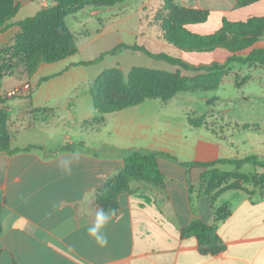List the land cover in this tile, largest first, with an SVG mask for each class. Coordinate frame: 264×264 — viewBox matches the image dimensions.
<instances>
[{
  "label": "crops",
  "instance_id": "obj_1",
  "mask_svg": "<svg viewBox=\"0 0 264 264\" xmlns=\"http://www.w3.org/2000/svg\"><path fill=\"white\" fill-rule=\"evenodd\" d=\"M49 2L13 0L18 9L12 20L27 17L17 16L21 8L35 10L30 16ZM260 2L264 0L238 6L237 0H172L208 12L205 21L186 25L200 34L211 20L220 27L223 19L264 15L249 13ZM123 3L86 6L72 16L87 38L84 46L95 37L120 40L132 29L141 36L140 19L126 15ZM18 31L13 25L1 32L0 47ZM79 50L78 43L76 54L41 63L28 80L27 95H3L27 81L0 79V120L9 148L20 149L0 150V264H264V183L242 180L228 187L236 178L204 183L206 166L183 164L243 159L229 149L233 143L207 125L191 126L188 118L194 117L185 110H167L170 99H147L105 114L100 124L91 122L98 118L90 91L94 77L88 75L89 66L76 65L87 60L77 58ZM71 143L82 146L57 151ZM29 145L36 147L22 150ZM133 149L168 153L158 157L161 184L132 179L112 200H97V190L117 174L124 153ZM63 160L71 161L70 171ZM224 164L214 168L225 170ZM220 208L228 213L217 220ZM100 210L109 217L102 229L104 245L87 234ZM195 220L213 226L214 237L201 242L191 229Z\"/></svg>",
  "mask_w": 264,
  "mask_h": 264
},
{
  "label": "trees",
  "instance_id": "obj_2",
  "mask_svg": "<svg viewBox=\"0 0 264 264\" xmlns=\"http://www.w3.org/2000/svg\"><path fill=\"white\" fill-rule=\"evenodd\" d=\"M121 1L123 0H50L47 6L40 8L33 15L13 21L12 19L18 9L17 6L13 5V0H0V33L13 25L19 27V31L13 40L0 47V79L5 72L16 70L15 74L18 77L28 81L41 63H53L76 54L78 52L77 39L65 21L66 16L75 15L88 5L112 6ZM255 1L257 0H237V5L245 6ZM163 12L161 29L164 39L168 43L185 52L207 53L217 49H225L228 53L225 62L213 61L210 64L194 65L166 52H152L142 44L120 42L100 53L97 57L80 61L76 65L89 66L99 62L106 55H114L123 50L138 51L156 60L194 72L220 73L229 63L264 65V47L254 46L264 34V15L251 16L246 20L239 21L223 19L221 26L216 31L200 34L190 31L186 25L205 21L208 15L207 11L184 8L174 5L172 0H163ZM246 50L247 52L244 53ZM14 54L19 55V58L10 60ZM5 57L6 62L2 63V59ZM20 61H23V64H20ZM141 71L144 69L132 68L125 82L122 80L120 72L115 69L105 70L94 78L90 91L98 118L91 122L100 124L104 121L105 114L136 105L147 99H157L165 103L180 91H192L197 88L207 89L210 84H213L211 87H215L219 82L215 79L213 82L203 83L199 81L188 84L179 70L162 78L155 75L157 70L146 71L144 75ZM50 77H44L41 81ZM110 78L118 80V88L125 95L124 97L116 98L108 93L106 88ZM188 120L191 126L206 125L204 116L189 117ZM9 141V134L0 120V150L9 153L20 150L10 149ZM81 146V143L66 144L58 147L57 151L73 150ZM35 147L29 145L22 150ZM160 156L169 157L166 152L145 149H133L125 152L123 167L97 190V200H112L116 193L128 189L129 181L132 179L161 184L163 174L158 165V157ZM247 162L263 166L256 156L243 159L220 158L211 162H185L183 164L189 166L199 163L206 166L208 170L201 176L204 183H211L215 178L224 181L229 178H236L233 183L228 185L230 187L238 185L242 180L252 182V178H247L245 174L239 171L214 168L215 164H235L236 168L239 169ZM258 179L264 180V178ZM227 213L228 210L225 208L217 209V220L222 219ZM191 229L203 243L207 242L210 237H214L213 226L200 220H195Z\"/></svg>",
  "mask_w": 264,
  "mask_h": 264
},
{
  "label": "rangeland",
  "instance_id": "obj_3",
  "mask_svg": "<svg viewBox=\"0 0 264 264\" xmlns=\"http://www.w3.org/2000/svg\"><path fill=\"white\" fill-rule=\"evenodd\" d=\"M121 2L127 5L126 15H131L132 20L140 19L141 36L131 28L132 31L127 32L126 36H122L120 40L114 35L95 37L87 46H84L83 43L87 38L84 33L78 32V23L72 17L74 15H69L66 22L73 31H77L75 35L77 43L80 44L77 58L93 59L119 41L127 44H142L152 52H166L194 65L210 64L213 61L225 62L228 54L225 49H217L210 53L185 52L168 43L161 29V20L164 16L163 0H123ZM96 7L103 8V6ZM252 8L255 9L249 13L263 14L264 2L257 3ZM30 11L21 8L17 16H28L35 10ZM104 19H109V16ZM216 27L219 26H215L214 21L211 20L203 24L202 31L211 33L216 31ZM90 34L93 37L95 32L91 30ZM254 46L264 47V34ZM246 52L247 50L244 51ZM12 56L10 60L19 58L17 54ZM5 62L6 57L2 59V63ZM20 64H23V61H20ZM134 67L143 68L142 75L146 71L157 70L155 75H159L160 78L179 70L188 84L199 81L213 82L217 79L219 82L215 87H211L213 84H210L207 89L197 88L176 93L168 101L166 109L185 110L194 118L204 116L208 127L219 132V135L226 139V143H233L234 147L228 148L232 149L238 157L256 156L262 162L263 166L247 162L239 168V172L245 174L247 178H252L251 183L256 186L264 183V180L258 179L264 178V65L229 63L220 73L194 72L156 60L138 51L123 50L114 55L104 56L99 62L89 65L87 70L88 75L95 78L105 70L115 69L120 72L125 82L130 70ZM15 72L16 70L5 72L2 78H5V82H14V84L26 80L18 77ZM108 80L109 85L106 88L108 93L112 97H124L125 95L118 88V80L113 78ZM231 155L234 156V154ZM223 167L228 171H238L235 165L230 163L224 164Z\"/></svg>",
  "mask_w": 264,
  "mask_h": 264
},
{
  "label": "clouds",
  "instance_id": "obj_4",
  "mask_svg": "<svg viewBox=\"0 0 264 264\" xmlns=\"http://www.w3.org/2000/svg\"><path fill=\"white\" fill-rule=\"evenodd\" d=\"M61 164L66 170L70 171V160H63L61 161ZM108 219L109 217L104 213V211L100 210L96 214L95 222L87 227V234L93 237L95 241L100 245H104L107 243V238L102 229L107 224Z\"/></svg>",
  "mask_w": 264,
  "mask_h": 264
},
{
  "label": "built area",
  "instance_id": "obj_5",
  "mask_svg": "<svg viewBox=\"0 0 264 264\" xmlns=\"http://www.w3.org/2000/svg\"><path fill=\"white\" fill-rule=\"evenodd\" d=\"M30 91V84L28 82L23 83L19 87L11 88L3 93L5 96H20L27 95Z\"/></svg>",
  "mask_w": 264,
  "mask_h": 264
}]
</instances>
